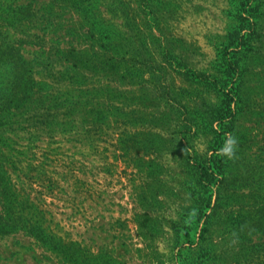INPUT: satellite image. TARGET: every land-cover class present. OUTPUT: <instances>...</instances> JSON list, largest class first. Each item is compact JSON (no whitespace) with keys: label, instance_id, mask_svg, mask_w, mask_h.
Masks as SVG:
<instances>
[{"label":"rangeland","instance_id":"1","mask_svg":"<svg viewBox=\"0 0 264 264\" xmlns=\"http://www.w3.org/2000/svg\"><path fill=\"white\" fill-rule=\"evenodd\" d=\"M86 3L108 38L85 45L105 51L106 71L118 53L116 78L101 81L126 102L142 154L132 163L101 143L85 158L70 136L44 139L54 190L40 215L52 238L0 235V264H264V0H0L1 37L53 85ZM155 90L167 94L155 100ZM227 104L223 129L211 115Z\"/></svg>","mask_w":264,"mask_h":264},{"label":"trees","instance_id":"2","mask_svg":"<svg viewBox=\"0 0 264 264\" xmlns=\"http://www.w3.org/2000/svg\"><path fill=\"white\" fill-rule=\"evenodd\" d=\"M109 5L116 10L117 7L113 3ZM74 15H76L73 23L75 26L71 29L73 34L68 35L72 39L76 38L74 55L72 61L59 69L53 85L42 81L43 75L39 76L33 66V60L22 56L21 49L15 41H11V36L1 37L0 25V235L2 236L22 233L45 243L52 238L46 221L40 215L41 196L52 194L54 190L48 159L43 154L39 155L44 139H52L58 132L70 136V141L75 145L92 152L79 153L85 158L88 155L95 156L101 143L110 144L114 149L115 158H117L116 153L120 152L121 157L129 158L132 163H138L137 160L142 154L133 148V139L138 136L136 127L132 124L134 119L123 117L121 114L127 106L126 102H123L118 95H114L116 89L107 90L101 81V79L116 78L118 53L115 52V55L112 53L113 64L111 69L106 71L105 51H101L97 43H95L97 48L91 51L85 45L88 38L96 41L103 36L108 38V27L98 19L90 3L75 8ZM112 44L108 46L106 52H113L111 48L116 45L111 46ZM233 67L235 66L228 65L226 74L231 75L229 69ZM46 86L53 88L54 91ZM166 94L160 91L158 96V90H155V100ZM228 105L224 106L225 111H214L211 115L213 123L216 122L223 129L224 126L228 128L231 124ZM142 121L146 127L138 126ZM133 123L144 132H153L157 129L151 119H139ZM117 126L123 128L119 133ZM20 133L28 135L26 143L16 141ZM39 133L42 135L36 136ZM123 136L128 139L130 146L118 149L117 146ZM102 151L107 152L104 148ZM211 166L214 167L215 163L212 162ZM215 167L218 176H223L222 165L219 163ZM80 172L81 168L73 169L71 175L75 173L73 178L80 180L77 175Z\"/></svg>","mask_w":264,"mask_h":264},{"label":"clouds","instance_id":"3","mask_svg":"<svg viewBox=\"0 0 264 264\" xmlns=\"http://www.w3.org/2000/svg\"><path fill=\"white\" fill-rule=\"evenodd\" d=\"M236 143L234 137H229L226 142V147H224L221 151L228 154L229 156L232 154V146Z\"/></svg>","mask_w":264,"mask_h":264}]
</instances>
